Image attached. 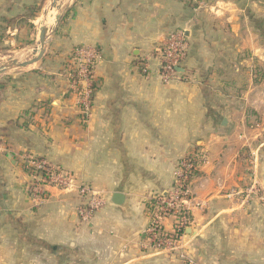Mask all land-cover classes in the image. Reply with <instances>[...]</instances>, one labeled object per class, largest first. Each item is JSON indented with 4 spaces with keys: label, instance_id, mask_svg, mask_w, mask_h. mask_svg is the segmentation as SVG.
<instances>
[{
    "label": "crops",
    "instance_id": "1",
    "mask_svg": "<svg viewBox=\"0 0 264 264\" xmlns=\"http://www.w3.org/2000/svg\"><path fill=\"white\" fill-rule=\"evenodd\" d=\"M43 2L0 0L5 45L34 40ZM31 6L41 8L21 22ZM61 14L42 60L0 75V264H180L177 251L151 247L148 228L191 153L207 162L193 179L183 251L196 264H264V204L248 197L264 186V116L251 109L263 105L264 78H253L264 63V2L70 0ZM176 29L189 40L185 78L164 82L157 48ZM79 46L97 51L89 116L68 76ZM27 155L104 190L105 205L81 222L76 192L47 186L37 206Z\"/></svg>",
    "mask_w": 264,
    "mask_h": 264
},
{
    "label": "built area",
    "instance_id": "2",
    "mask_svg": "<svg viewBox=\"0 0 264 264\" xmlns=\"http://www.w3.org/2000/svg\"><path fill=\"white\" fill-rule=\"evenodd\" d=\"M160 60L161 78L164 82L182 80L185 78L180 69L188 56L189 40L184 29H176L167 34L157 48ZM74 62L69 68L68 76L73 85L79 91L78 101L82 112L89 116L93 105L94 89L92 84V72L97 59V51L93 47L79 46L75 49ZM147 64L145 65V67ZM25 170L30 179L27 182V191L37 206L44 204L47 199V186L60 189H72L80 199L77 207V215L81 222H87L95 212L105 205L106 196L104 190L96 189L85 183H78L75 176L68 170L51 162L49 159L25 157ZM207 162L204 155H196L194 158L185 157L179 162L174 174L173 187L167 195H161L156 207L153 202V217L148 228V242L159 251H177L180 264H196L194 259L183 251L181 236L179 233L190 225L191 214L194 209V189L192 174ZM258 184V183H257ZM256 183L248 190V197L254 195L264 203V186ZM175 219L172 231L166 230L162 220L167 217Z\"/></svg>",
    "mask_w": 264,
    "mask_h": 264
},
{
    "label": "rangeland",
    "instance_id": "3",
    "mask_svg": "<svg viewBox=\"0 0 264 264\" xmlns=\"http://www.w3.org/2000/svg\"><path fill=\"white\" fill-rule=\"evenodd\" d=\"M69 1L70 0H55V4H54L55 7L54 8H56V11H57L58 14H61L65 10L66 5H68ZM206 1L211 2V0H206ZM48 2H49L48 0H44V2H43V11L42 12H44V9H45L46 4ZM262 2H264V0H262ZM252 8H253V6H252ZM252 8H251V10H252ZM255 8H256L255 12L257 11L256 13L259 14V12H260L259 3L257 5H254L253 9H255ZM255 12L254 11L252 12L253 16L256 14ZM54 13H55V11H54ZM256 17H259V16H256ZM42 18H43V14L41 13V15H39V17H37V19H36L37 29L34 31L36 36L34 35V40L32 39V41H28L25 45H21V46L15 45V47L14 46H10V44H6L5 45L4 39L2 37V39L0 41V66L4 65V64H6L7 62H10V61L21 62V60H23L25 58L29 59V57L32 56L33 49L37 48L39 46V43H38L39 42V30H40L39 28H40L41 23H42ZM54 18H55V16H54ZM53 20L50 19V22L47 24L48 30L52 29L51 27L53 26V24H50V23H52ZM258 21H259L258 25L261 24L262 30H264V20L261 21V18H258ZM7 45H9V46H7ZM10 47H11L12 51H8L7 50ZM20 47L21 48L25 47V49L24 50L18 49ZM14 48H17V49H14ZM262 65H264V63ZM262 65L257 63V62L255 64V69L257 70V72H255V69H254V73H257V74L253 78V80L257 81L258 83H259L260 77L264 78V72H263V70H260V67L262 69H264L263 68L264 66H262ZM262 80H264V79H262ZM257 94H258V97H261V99H262L261 102H263V105L258 107L257 108L258 110H256L254 107H251V109H252V111L256 112L258 115L264 116V84H263V88H261L260 91L257 92ZM257 185L258 186H262L263 184L261 185V181H260V182H258ZM261 203H263V202H261Z\"/></svg>",
    "mask_w": 264,
    "mask_h": 264
},
{
    "label": "water",
    "instance_id": "4",
    "mask_svg": "<svg viewBox=\"0 0 264 264\" xmlns=\"http://www.w3.org/2000/svg\"><path fill=\"white\" fill-rule=\"evenodd\" d=\"M48 1L49 2L46 4V7H45L44 12H43V18H42L41 26L39 28L40 29L39 30V42H38L39 46L34 50L35 54H36L35 57L28 59L26 61H21V62L10 61L4 65H1L0 66V75H3L5 73H8L9 71H12L15 69H19V68H23V67H27V66L36 64L39 61H41L42 58L44 57L45 52H46L47 40H48V36H49V33L47 31V25H46L47 17L49 14V6L51 4H55V0H48ZM62 16H63L62 14L57 15L56 27L59 24V22L61 21ZM56 27L54 28L53 31H55ZM123 198H124V195L120 192H115L113 194V200L116 203H121Z\"/></svg>",
    "mask_w": 264,
    "mask_h": 264
},
{
    "label": "trees",
    "instance_id": "5",
    "mask_svg": "<svg viewBox=\"0 0 264 264\" xmlns=\"http://www.w3.org/2000/svg\"><path fill=\"white\" fill-rule=\"evenodd\" d=\"M41 8V6L40 7H36V6H31V7H29L28 9H27V11L25 12V14H23L22 16H21V22H30V20L31 19H33L34 17H35V12H36V10L38 9H40ZM31 24V23H30ZM29 24V25H30ZM3 35L4 34H2L1 35V33H0V41H1V39H2V37H3ZM73 57H76V55L74 54V56ZM93 71H94V67H93ZM92 75H93V72H92ZM93 86H94V84H93ZM188 158H194V157H196V155L195 154H193V153H191V154H188V156H187ZM35 158H42V157H37V156H35ZM198 172L199 171H195L193 174H192V177L194 178L197 174H198ZM154 204H155V206L157 207L159 204H158V200H156L155 202H154ZM186 228V227H185ZM185 231V229L184 230H182V231H180L179 233H183Z\"/></svg>",
    "mask_w": 264,
    "mask_h": 264
},
{
    "label": "bare ground",
    "instance_id": "6",
    "mask_svg": "<svg viewBox=\"0 0 264 264\" xmlns=\"http://www.w3.org/2000/svg\"><path fill=\"white\" fill-rule=\"evenodd\" d=\"M54 7H55L54 4H51V5L49 6V11H50L49 14H48V15H49V16H48V17H49V18H48V19H49V22H50V19H51V20L54 19V16H55V13H54L55 8H54ZM56 15H57V14H56ZM49 22H48V23H49ZM53 22H54V25H53L52 29H49V30H48V27H47V31H48L49 34H50V33L54 30V28L56 27V24H57V17H56V20L53 21ZM53 22L50 23V24H53ZM48 23H47V24H48ZM50 24H49V25H50Z\"/></svg>",
    "mask_w": 264,
    "mask_h": 264
}]
</instances>
